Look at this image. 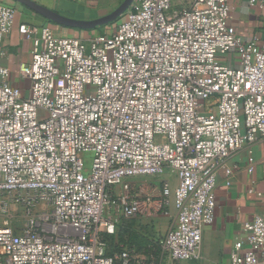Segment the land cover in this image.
<instances>
[{"label":"built area","instance_id":"built-area-1","mask_svg":"<svg viewBox=\"0 0 264 264\" xmlns=\"http://www.w3.org/2000/svg\"><path fill=\"white\" fill-rule=\"evenodd\" d=\"M233 10L231 0H134L111 34L87 41L19 27L33 41L19 70L31 86L25 95L0 65V264H155L132 248L109 253L105 234L172 205L161 259L202 257L218 171L231 185L238 165L224 162L247 148L252 173L250 147L264 138V48L238 35ZM15 15L0 3V55ZM148 177L162 178L159 198L134 191ZM243 231L231 264H264V217Z\"/></svg>","mask_w":264,"mask_h":264},{"label":"crops","instance_id":"crops-1","mask_svg":"<svg viewBox=\"0 0 264 264\" xmlns=\"http://www.w3.org/2000/svg\"><path fill=\"white\" fill-rule=\"evenodd\" d=\"M47 9L69 19L92 21L113 13L125 0H32ZM188 6L189 0H184ZM250 0H231L234 7L231 23L238 35L251 38L258 36L259 45L264 48V0H257L250 4ZM0 3L16 9L13 29L5 38L3 54L0 55V65L8 67L11 74L9 82L20 87L25 95L30 94V80L19 74L20 65L27 64L32 59L33 41L19 31L21 25L40 29L48 26L56 35L89 40L97 34H111L124 19V14L116 21L93 29L65 26L49 20L39 13L26 7L16 0H0ZM182 0H173L176 9L185 8ZM251 156L254 159L253 171L249 173L248 149L243 148L224 162L229 167L235 164L238 168L232 177L231 185L227 184L225 169L217 173L216 197L217 205L215 219L204 229L202 241V257L198 260H186L178 263L161 259L160 239L176 218L177 211L172 205L169 215H138L123 217L113 234H105L109 253L132 248L141 256L153 257L155 264H231V253L235 242L245 238L244 224L254 219L256 215L264 217V138L256 141L251 147ZM173 186L177 185L175 176H172ZM134 191L139 195L161 196L162 178L135 179ZM250 189L253 192H250ZM120 188H117L119 192ZM112 211H108L110 217ZM251 249L244 243L242 251Z\"/></svg>","mask_w":264,"mask_h":264},{"label":"water","instance_id":"water-1","mask_svg":"<svg viewBox=\"0 0 264 264\" xmlns=\"http://www.w3.org/2000/svg\"><path fill=\"white\" fill-rule=\"evenodd\" d=\"M16 1L22 3L26 7H29L33 11L42 15L43 17L52 20L53 22L65 26L76 27V28L93 29L103 25L110 24L118 20L130 8L134 0H125L113 13L92 21H81V20H75V19H69L67 17H63L62 15L53 12L32 0H16Z\"/></svg>","mask_w":264,"mask_h":264},{"label":"rangeland","instance_id":"rangeland-1","mask_svg":"<svg viewBox=\"0 0 264 264\" xmlns=\"http://www.w3.org/2000/svg\"><path fill=\"white\" fill-rule=\"evenodd\" d=\"M182 1L185 3L184 0H182ZM183 5H186V3L183 4ZM186 6H187V5H186ZM81 156H82V155H81ZM82 157H84V159H85L86 167H87V168H90V167H91V164H92L93 157H94V152L90 151V152H88V153H85V154H83Z\"/></svg>","mask_w":264,"mask_h":264}]
</instances>
